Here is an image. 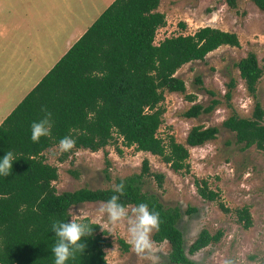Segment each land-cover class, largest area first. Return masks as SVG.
Segmentation results:
<instances>
[{
	"label": "trees",
	"instance_id": "16d2710c",
	"mask_svg": "<svg viewBox=\"0 0 264 264\" xmlns=\"http://www.w3.org/2000/svg\"><path fill=\"white\" fill-rule=\"evenodd\" d=\"M224 2L234 6L235 0ZM251 2L264 12V0ZM158 3L159 0H112L2 119L0 158L11 151L16 159L10 174L0 175V264H54L50 248L56 237L51 224L69 221L68 209L72 205L105 202L117 194L114 187L56 192L52 184L57 179L56 167L46 163L42 153L57 146L61 138L71 136L76 144L58 157L60 162L76 149H102L116 135L123 146L156 155L177 172L188 171L187 147L202 145L215 137L217 127L197 125L189 129L184 144L175 142L172 136L167 141L159 138L156 130L164 112L161 102L164 91L184 92L183 81L174 75L176 69L202 60L221 45L239 46L236 34L201 26L191 34L167 36L155 44V32L165 24L164 15L156 11ZM261 61L264 64V56ZM234 66L246 91L255 97V84L262 73L255 54L248 52ZM233 86L234 81L229 80L226 99ZM185 97L191 101V96ZM217 104L216 99L205 107L194 103L182 115L196 117ZM42 107L52 113L51 135L33 142L30 124L44 116ZM262 117L263 109L255 99L250 117L231 114L221 126L233 133L242 149L254 146L264 151ZM115 150L121 152L116 147ZM104 163L106 169L109 163L106 159ZM149 174L148 163L143 160L138 173L116 179L115 185L121 181L125 184L118 203L124 207L145 203L150 211L158 212L159 230H153L151 239L168 244L170 263L196 264L186 256L176 227L182 214L179 207L164 205L156 194L141 190L143 177ZM151 175L160 186L162 174ZM193 183L201 199H219L218 191L211 190L206 180L195 178ZM217 205L221 211H229L222 202ZM194 210L187 207L184 212ZM235 215L242 228L251 225L246 206L236 209ZM81 221L91 227L92 233L81 238L80 243L86 245L83 252L77 251L65 264H106L103 249L109 242L102 236L104 232L88 219ZM220 236V230L213 234L204 228L199 230L187 253L217 242Z\"/></svg>",
	"mask_w": 264,
	"mask_h": 264
},
{
	"label": "rangeland",
	"instance_id": "374dc122",
	"mask_svg": "<svg viewBox=\"0 0 264 264\" xmlns=\"http://www.w3.org/2000/svg\"><path fill=\"white\" fill-rule=\"evenodd\" d=\"M156 11L164 15L165 24L157 28L154 42L171 35L191 34L201 26L236 34L239 46L221 45L202 60L187 62L176 69L174 75L183 81L184 92L164 91L161 102L164 112L156 130L159 138L167 141L168 136H172L175 142L184 144L189 129L197 125L217 127L215 137L202 145L187 147L188 171L177 172L156 155L123 146L116 135L102 149L94 152L76 149L61 162L58 157L62 153L58 145L53 146L42 153L45 162L56 167L57 179L52 184L58 193L82 187L112 188L116 179L138 173L141 162L146 160L149 172L162 174V180L157 186L153 176L146 175L141 190L156 194L164 205L179 207L182 214L176 227L181 232L189 259L196 264H224L225 260L232 264H264V151L254 146L242 149L241 144L235 142L233 133L221 126L231 114L250 117L255 99L263 109L261 124L264 125V64L261 61L264 56V12L251 0H235L234 6H228L224 0H159ZM248 52L255 54L262 69L255 84V97L246 91L234 66ZM229 80L234 81V86L226 99ZM186 95L191 96V101ZM212 99L218 104L210 112H201L192 118L183 117V112L192 104L205 107ZM115 147L121 152L117 153ZM105 159L109 163L106 169ZM195 178L206 180L211 190L218 191L219 199H201L195 191ZM218 201L229 211H221ZM102 203L75 204L68 209V214L70 219L78 222L88 219L104 232L102 236L109 242V246L103 249L106 264H172L167 259L168 244L165 241L156 243L151 239V254L135 253L128 243L126 221L110 223L107 215L99 212ZM242 206L247 207L251 220L246 229L235 215V210ZM132 207L125 208L130 213ZM187 207L195 210L185 213ZM203 228L210 234L220 230V238L188 254L189 244Z\"/></svg>",
	"mask_w": 264,
	"mask_h": 264
},
{
	"label": "crops",
	"instance_id": "0c3cea01",
	"mask_svg": "<svg viewBox=\"0 0 264 264\" xmlns=\"http://www.w3.org/2000/svg\"><path fill=\"white\" fill-rule=\"evenodd\" d=\"M111 2L0 0V122Z\"/></svg>",
	"mask_w": 264,
	"mask_h": 264
},
{
	"label": "clouds",
	"instance_id": "9594fccd",
	"mask_svg": "<svg viewBox=\"0 0 264 264\" xmlns=\"http://www.w3.org/2000/svg\"><path fill=\"white\" fill-rule=\"evenodd\" d=\"M41 111L44 116L39 121H33L30 124L31 140L39 142L41 137L51 135V117L52 113L46 108L42 107ZM2 124V122H0ZM75 140L71 136H65L58 142V149L60 153L70 151L75 147ZM16 158L11 151L5 153L0 158V175L7 176L12 169V162ZM125 184L121 181L115 185L112 195L107 201L102 203L99 212L107 215L108 221L112 224L126 221L127 232L129 234L128 243L133 251L137 254H151L153 252V241L151 240V233L153 230L158 231L160 225V216L158 212L150 211L148 205L140 203L127 210L122 204L118 203L121 195L124 194ZM51 231L56 237L54 245L50 248L54 255V264H65L70 258L74 257L75 253L83 252L86 245L80 243L81 238L90 236L92 233L91 227L82 221L78 222L76 219L69 221L56 220L51 224ZM154 259V258H153ZM224 264H232L230 260H225Z\"/></svg>",
	"mask_w": 264,
	"mask_h": 264
},
{
	"label": "built area",
	"instance_id": "2783aa9c",
	"mask_svg": "<svg viewBox=\"0 0 264 264\" xmlns=\"http://www.w3.org/2000/svg\"><path fill=\"white\" fill-rule=\"evenodd\" d=\"M155 44L157 43V42H154Z\"/></svg>",
	"mask_w": 264,
	"mask_h": 264
}]
</instances>
